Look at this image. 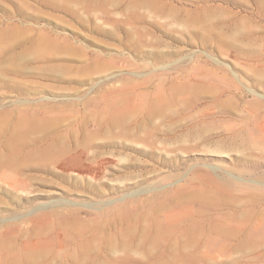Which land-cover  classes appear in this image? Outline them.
<instances>
[{
  "label": "rangeland",
  "instance_id": "rangeland-1",
  "mask_svg": "<svg viewBox=\"0 0 264 264\" xmlns=\"http://www.w3.org/2000/svg\"><path fill=\"white\" fill-rule=\"evenodd\" d=\"M0 264H264V0H0Z\"/></svg>",
  "mask_w": 264,
  "mask_h": 264
}]
</instances>
